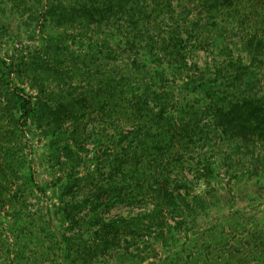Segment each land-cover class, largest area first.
Wrapping results in <instances>:
<instances>
[{"label": "rangeland", "instance_id": "374dc122", "mask_svg": "<svg viewBox=\"0 0 264 264\" xmlns=\"http://www.w3.org/2000/svg\"><path fill=\"white\" fill-rule=\"evenodd\" d=\"M52 3L58 2L0 0V264H257L251 250L264 232V174L256 182L264 171L259 142H215L220 161H239L230 173L243 171L242 180L225 182L226 202L204 210L181 231L170 227L164 237L128 244L106 231L112 219L130 211L115 202L112 189L98 190L96 209L84 204L86 196L92 198L89 183L103 184L113 172L114 99L120 90L114 79L117 72L126 74L98 44L97 24L58 18ZM190 7L207 15L202 4ZM221 16L218 25L210 18L205 30L224 33ZM18 94L31 100L26 117ZM122 94L132 97L129 84ZM199 97L196 91L185 99Z\"/></svg>", "mask_w": 264, "mask_h": 264}, {"label": "trees", "instance_id": "16d2710c", "mask_svg": "<svg viewBox=\"0 0 264 264\" xmlns=\"http://www.w3.org/2000/svg\"><path fill=\"white\" fill-rule=\"evenodd\" d=\"M242 1L52 3L58 18L97 24L101 49H108L125 70L126 75L117 72L113 78L114 88L120 87L114 99L113 172L103 184L89 183L92 198L83 201L96 209L98 190L112 189L115 202L129 206L128 216L107 226L112 239L121 236L133 244L143 237H164L170 227L183 230L204 210L226 202L225 182L235 178V186L242 180L243 171L230 173L239 161L229 156L220 161L215 142L249 140L264 146V0H245L243 10L236 12ZM192 3L205 6L207 15L192 11ZM220 14L228 17H219L224 33L205 30L210 18L218 25ZM128 84L133 95L122 97ZM196 91L202 97L185 99ZM18 97L26 117L31 100ZM263 174H256V182ZM263 236L259 231L258 246L251 250L257 264H264Z\"/></svg>", "mask_w": 264, "mask_h": 264}]
</instances>
